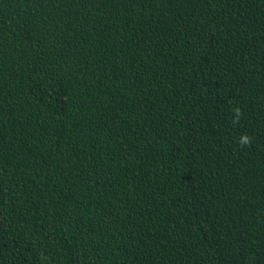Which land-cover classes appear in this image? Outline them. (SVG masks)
Here are the masks:
<instances>
[{
  "label": "trees",
  "instance_id": "16d2710c",
  "mask_svg": "<svg viewBox=\"0 0 264 264\" xmlns=\"http://www.w3.org/2000/svg\"><path fill=\"white\" fill-rule=\"evenodd\" d=\"M0 264H264V0H0Z\"/></svg>",
  "mask_w": 264,
  "mask_h": 264
},
{
  "label": "clouds",
  "instance_id": "9594fccd",
  "mask_svg": "<svg viewBox=\"0 0 264 264\" xmlns=\"http://www.w3.org/2000/svg\"><path fill=\"white\" fill-rule=\"evenodd\" d=\"M234 112H235L236 118L238 119L239 116L241 115L240 109L236 108V109H234ZM249 142H250V137L249 136L243 135V136L240 137L239 143L241 145H247Z\"/></svg>",
  "mask_w": 264,
  "mask_h": 264
}]
</instances>
